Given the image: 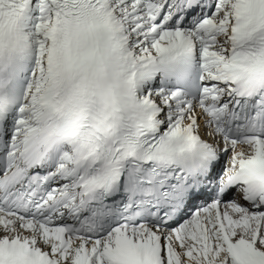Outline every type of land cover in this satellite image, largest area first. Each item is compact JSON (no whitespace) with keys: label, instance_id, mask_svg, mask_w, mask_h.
Listing matches in <instances>:
<instances>
[{"label":"snow or ice","instance_id":"obj_1","mask_svg":"<svg viewBox=\"0 0 264 264\" xmlns=\"http://www.w3.org/2000/svg\"><path fill=\"white\" fill-rule=\"evenodd\" d=\"M0 264H264V0H0Z\"/></svg>","mask_w":264,"mask_h":264}]
</instances>
